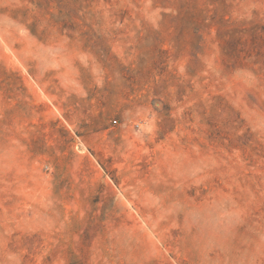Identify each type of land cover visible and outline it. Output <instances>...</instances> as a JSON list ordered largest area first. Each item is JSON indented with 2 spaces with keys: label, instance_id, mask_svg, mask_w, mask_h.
<instances>
[{
  "label": "rangeland",
  "instance_id": "rangeland-1",
  "mask_svg": "<svg viewBox=\"0 0 264 264\" xmlns=\"http://www.w3.org/2000/svg\"><path fill=\"white\" fill-rule=\"evenodd\" d=\"M0 264H264V0H0Z\"/></svg>",
  "mask_w": 264,
  "mask_h": 264
},
{
  "label": "crops",
  "instance_id": "crops-1",
  "mask_svg": "<svg viewBox=\"0 0 264 264\" xmlns=\"http://www.w3.org/2000/svg\"><path fill=\"white\" fill-rule=\"evenodd\" d=\"M90 96L91 97L93 96V98H90V100L99 103L100 107L102 106V104H105L108 100L107 99V91L102 89V88H100L96 92L90 94Z\"/></svg>",
  "mask_w": 264,
  "mask_h": 264
}]
</instances>
